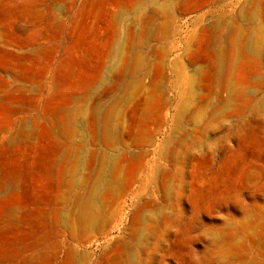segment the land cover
Returning a JSON list of instances; mask_svg holds the SVG:
<instances>
[{"label": "rangeland", "instance_id": "rangeland-1", "mask_svg": "<svg viewBox=\"0 0 264 264\" xmlns=\"http://www.w3.org/2000/svg\"><path fill=\"white\" fill-rule=\"evenodd\" d=\"M0 264H264V0H0Z\"/></svg>", "mask_w": 264, "mask_h": 264}]
</instances>
